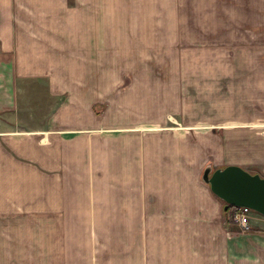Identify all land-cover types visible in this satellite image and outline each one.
<instances>
[{
    "label": "crops",
    "instance_id": "1",
    "mask_svg": "<svg viewBox=\"0 0 264 264\" xmlns=\"http://www.w3.org/2000/svg\"><path fill=\"white\" fill-rule=\"evenodd\" d=\"M152 6L0 0V264H264V215L242 230L202 178L230 164L264 176V0L239 2L236 52L222 47L218 79H190L177 124L135 118L159 85L122 74L165 51Z\"/></svg>",
    "mask_w": 264,
    "mask_h": 264
},
{
    "label": "rangeland",
    "instance_id": "2",
    "mask_svg": "<svg viewBox=\"0 0 264 264\" xmlns=\"http://www.w3.org/2000/svg\"><path fill=\"white\" fill-rule=\"evenodd\" d=\"M240 1L244 0H165V4L162 6L160 2L158 8L164 10L163 14L165 16V21L163 23H158V25L160 28L164 26L166 29L164 34L167 37L165 40L166 47L163 49L165 51L161 50L162 52L160 53L148 56H133L134 63H139L138 66L136 64L134 66L138 68L134 69L132 72L125 70L122 72L124 83L128 84L132 80L137 79H147L151 82V85H159L151 88V91L154 90L155 92L149 95L144 106L139 107L135 105V110L132 111L135 118L138 116L137 114H139L145 116L143 118L146 119V121H155V114L165 113L171 124L181 123L180 119H182L183 116L179 114L180 111L186 112L185 114L189 113L188 108L186 110L183 108L185 107V103L183 102L185 101L188 103L189 97L187 95L192 94V88H190L192 83L190 81L192 79H202L204 82L208 78L218 79L220 77L219 72L220 70L222 71L221 64L229 63L231 53H233L230 52L229 49H224L223 53L222 47H229L231 50H234V52L237 50L235 48L237 47L238 40L237 33L239 28ZM149 4L151 6L155 5L150 7V11L158 9L156 7V5H158L157 0H149ZM191 15L192 17L195 16L194 19H197L198 23L190 22L192 18H190ZM206 16H208V19H206ZM181 17L184 19L182 24L178 21V18ZM195 23L205 27H203V29L200 27L199 30H197L195 28L197 24ZM177 27L179 28L177 29ZM206 29L208 33H205ZM200 30L203 31L200 32ZM175 31H179L184 35L183 37L185 38H183V43L187 48L183 47V49H181L174 47V40H177L174 39V36L176 37V35H178L180 37V34ZM190 42L197 43V46H193V48H191V46L189 47ZM211 42L213 49L207 52V50H205L206 44H211ZM206 65H210L209 71L206 70V68L208 69ZM225 67L227 69L229 65H225ZM112 72H114V70H107L104 73L109 75ZM117 74V77H121V72L119 70ZM231 74L233 78V73ZM197 85H192L195 87V90L200 89ZM125 90H127L126 87L119 88L118 94H125ZM193 94L194 97H196V102L200 103L204 100L201 99V96L196 92ZM179 99L183 101H181L183 107L180 108L176 106L177 109H175L174 101L176 105H178L177 102ZM108 105V103H101L98 104V108L102 110L108 107ZM139 110L141 111L139 112ZM253 212L255 211L253 210ZM253 214L254 213H251L250 215L252 216ZM228 221L236 224L231 220ZM242 230L244 229L242 228Z\"/></svg>",
    "mask_w": 264,
    "mask_h": 264
},
{
    "label": "water",
    "instance_id": "3",
    "mask_svg": "<svg viewBox=\"0 0 264 264\" xmlns=\"http://www.w3.org/2000/svg\"><path fill=\"white\" fill-rule=\"evenodd\" d=\"M202 178L226 202L225 210L230 205L245 206L264 215V176L261 174L236 164L219 168L207 165Z\"/></svg>",
    "mask_w": 264,
    "mask_h": 264
},
{
    "label": "built area",
    "instance_id": "4",
    "mask_svg": "<svg viewBox=\"0 0 264 264\" xmlns=\"http://www.w3.org/2000/svg\"><path fill=\"white\" fill-rule=\"evenodd\" d=\"M251 212L252 209L249 207H238L229 211L226 217L244 230H249L251 228Z\"/></svg>",
    "mask_w": 264,
    "mask_h": 264
},
{
    "label": "trees",
    "instance_id": "5",
    "mask_svg": "<svg viewBox=\"0 0 264 264\" xmlns=\"http://www.w3.org/2000/svg\"><path fill=\"white\" fill-rule=\"evenodd\" d=\"M225 205H226V202H225ZM235 208H236V206H232V205H230L229 208H228L227 210L224 211V213L227 214L229 211H231V210H233V209H235Z\"/></svg>",
    "mask_w": 264,
    "mask_h": 264
}]
</instances>
